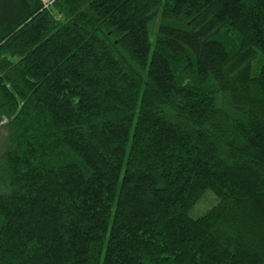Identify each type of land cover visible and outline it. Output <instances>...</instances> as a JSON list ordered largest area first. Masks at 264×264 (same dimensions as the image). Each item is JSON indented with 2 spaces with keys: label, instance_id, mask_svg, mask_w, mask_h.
Returning a JSON list of instances; mask_svg holds the SVG:
<instances>
[{
  "label": "trees",
  "instance_id": "trees-1",
  "mask_svg": "<svg viewBox=\"0 0 264 264\" xmlns=\"http://www.w3.org/2000/svg\"><path fill=\"white\" fill-rule=\"evenodd\" d=\"M2 119L0 264H264V0H0Z\"/></svg>",
  "mask_w": 264,
  "mask_h": 264
},
{
  "label": "rangeland",
  "instance_id": "rangeland-1",
  "mask_svg": "<svg viewBox=\"0 0 264 264\" xmlns=\"http://www.w3.org/2000/svg\"><path fill=\"white\" fill-rule=\"evenodd\" d=\"M45 1V0H44ZM252 71V70H251ZM253 73V71H252ZM3 123L0 120V152L4 145V136H5V130L1 126ZM216 203V198L214 194L207 190L202 195V197L195 203V205L191 208L189 215L193 218L198 217L205 213L206 210H208L212 205Z\"/></svg>",
  "mask_w": 264,
  "mask_h": 264
},
{
  "label": "built area",
  "instance_id": "built-area-1",
  "mask_svg": "<svg viewBox=\"0 0 264 264\" xmlns=\"http://www.w3.org/2000/svg\"><path fill=\"white\" fill-rule=\"evenodd\" d=\"M1 122H4V120L2 119Z\"/></svg>",
  "mask_w": 264,
  "mask_h": 264
}]
</instances>
